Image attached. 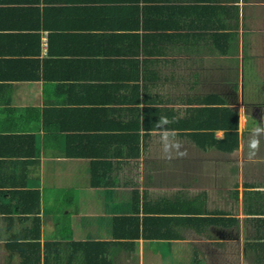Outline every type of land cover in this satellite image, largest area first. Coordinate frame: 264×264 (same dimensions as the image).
Listing matches in <instances>:
<instances>
[{"label":"crops","instance_id":"crops-1","mask_svg":"<svg viewBox=\"0 0 264 264\" xmlns=\"http://www.w3.org/2000/svg\"><path fill=\"white\" fill-rule=\"evenodd\" d=\"M0 264H264V0H0Z\"/></svg>","mask_w":264,"mask_h":264},{"label":"trees","instance_id":"trees-1","mask_svg":"<svg viewBox=\"0 0 264 264\" xmlns=\"http://www.w3.org/2000/svg\"><path fill=\"white\" fill-rule=\"evenodd\" d=\"M217 111L223 110L224 112V128H225V137L221 141V146L227 150L233 151L235 148L239 147V113L233 111V109L225 106L223 108H216ZM213 110V109H212Z\"/></svg>","mask_w":264,"mask_h":264}]
</instances>
